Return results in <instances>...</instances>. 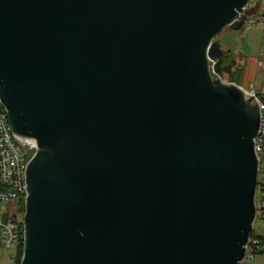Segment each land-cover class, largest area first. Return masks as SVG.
Segmentation results:
<instances>
[{"label":"water","instance_id":"1","mask_svg":"<svg viewBox=\"0 0 264 264\" xmlns=\"http://www.w3.org/2000/svg\"><path fill=\"white\" fill-rule=\"evenodd\" d=\"M248 3L0 0V103L36 145L19 264H243L264 91L214 40Z\"/></svg>","mask_w":264,"mask_h":264},{"label":"built area","instance_id":"2","mask_svg":"<svg viewBox=\"0 0 264 264\" xmlns=\"http://www.w3.org/2000/svg\"><path fill=\"white\" fill-rule=\"evenodd\" d=\"M260 14L249 18L248 6ZM250 25L264 24V0H249L245 8ZM254 94L253 88L245 90ZM260 124L254 139V150L258 160V171L255 191V221H261L263 232L250 237L246 245L245 261L253 260L255 255H264V104L258 101ZM33 139L14 137L5 110L0 103V245L5 252L14 251L20 239V205L26 196V167L35 151ZM254 221V223H255ZM254 226V225H253ZM12 258H8L11 261Z\"/></svg>","mask_w":264,"mask_h":264},{"label":"crops","instance_id":"3","mask_svg":"<svg viewBox=\"0 0 264 264\" xmlns=\"http://www.w3.org/2000/svg\"><path fill=\"white\" fill-rule=\"evenodd\" d=\"M260 12L249 9V18ZM249 20L237 31L231 27L223 29L217 42L223 52L230 56L233 82L246 90L253 88L255 91H264V24L250 25ZM0 256L3 258L0 264H15L14 251L5 252L1 245ZM9 257L11 261H8Z\"/></svg>","mask_w":264,"mask_h":264},{"label":"rangeland","instance_id":"4","mask_svg":"<svg viewBox=\"0 0 264 264\" xmlns=\"http://www.w3.org/2000/svg\"><path fill=\"white\" fill-rule=\"evenodd\" d=\"M248 8H253V3H250V5L248 6ZM251 19H252V16H251ZM220 37H221V34L217 35V37L215 38L214 41L219 40ZM222 79L224 81H229L230 80L228 78V75L227 74H223ZM236 81H238V78L236 79ZM244 90H246V89H244ZM22 217H23V213L19 216L20 223H22ZM252 231H253L254 234H257V233H260L261 234L263 232V227H262L261 221L259 219H257L255 221ZM0 260H1V262L3 260V258L1 256H0ZM261 263H264V255H255L254 258H253V260H249V261H245L244 262V264H261Z\"/></svg>","mask_w":264,"mask_h":264},{"label":"trees","instance_id":"5","mask_svg":"<svg viewBox=\"0 0 264 264\" xmlns=\"http://www.w3.org/2000/svg\"><path fill=\"white\" fill-rule=\"evenodd\" d=\"M229 60H230V56L227 53L223 52L222 64L223 65L228 64ZM23 211H24V203L22 202L20 205V212L23 213ZM19 228H20V239H19L18 244L16 245V248L14 249V262H15V264H19L21 257H22V246H23L22 245V223L20 224ZM253 236H255V234L252 231L250 237H253Z\"/></svg>","mask_w":264,"mask_h":264},{"label":"flooded vegetation","instance_id":"6","mask_svg":"<svg viewBox=\"0 0 264 264\" xmlns=\"http://www.w3.org/2000/svg\"><path fill=\"white\" fill-rule=\"evenodd\" d=\"M228 64H231V66H232V62H231V60L228 61ZM231 76H232V75H231ZM232 78H233V76H232Z\"/></svg>","mask_w":264,"mask_h":264}]
</instances>
